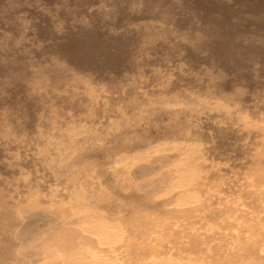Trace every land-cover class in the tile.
<instances>
[{
	"label": "clouds",
	"instance_id": "obj_1",
	"mask_svg": "<svg viewBox=\"0 0 264 264\" xmlns=\"http://www.w3.org/2000/svg\"><path fill=\"white\" fill-rule=\"evenodd\" d=\"M0 264H264V0H0Z\"/></svg>",
	"mask_w": 264,
	"mask_h": 264
}]
</instances>
